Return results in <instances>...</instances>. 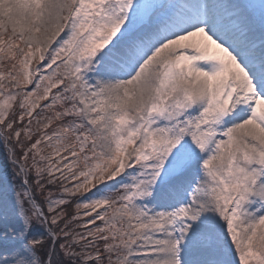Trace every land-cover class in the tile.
<instances>
[{
  "label": "snow or ice",
  "instance_id": "6c2138e0",
  "mask_svg": "<svg viewBox=\"0 0 264 264\" xmlns=\"http://www.w3.org/2000/svg\"><path fill=\"white\" fill-rule=\"evenodd\" d=\"M0 264H264V0H0Z\"/></svg>",
  "mask_w": 264,
  "mask_h": 264
},
{
  "label": "trees",
  "instance_id": "16d2710c",
  "mask_svg": "<svg viewBox=\"0 0 264 264\" xmlns=\"http://www.w3.org/2000/svg\"><path fill=\"white\" fill-rule=\"evenodd\" d=\"M3 158H2V156ZM5 154H3V151L2 149H0V157H1V160H0V164L2 165V169L3 170H7L10 166L8 165V161H7V157L6 155L4 156ZM9 175H11V172L7 171Z\"/></svg>",
  "mask_w": 264,
  "mask_h": 264
},
{
  "label": "rangeland",
  "instance_id": "374dc122",
  "mask_svg": "<svg viewBox=\"0 0 264 264\" xmlns=\"http://www.w3.org/2000/svg\"><path fill=\"white\" fill-rule=\"evenodd\" d=\"M0 149H2L3 154H5L2 146H0ZM1 156H2V155H1ZM4 156H5V155H4ZM2 158H3V156H2ZM0 160H1V157H0ZM9 172H10V171H9ZM5 174L8 176L9 179H11V175H9L8 172H7L6 170H3V169H2V165L0 164V177L4 176Z\"/></svg>",
  "mask_w": 264,
  "mask_h": 264
}]
</instances>
